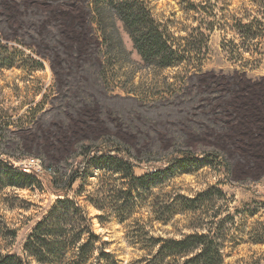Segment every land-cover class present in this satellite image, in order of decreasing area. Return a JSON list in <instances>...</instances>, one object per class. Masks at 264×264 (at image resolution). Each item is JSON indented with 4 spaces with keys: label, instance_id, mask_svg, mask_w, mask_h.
I'll use <instances>...</instances> for the list:
<instances>
[{
    "label": "rangeland",
    "instance_id": "rangeland-1",
    "mask_svg": "<svg viewBox=\"0 0 264 264\" xmlns=\"http://www.w3.org/2000/svg\"><path fill=\"white\" fill-rule=\"evenodd\" d=\"M141 1L186 46L187 63L147 66L122 30L124 52L105 45L90 0H0L1 165L65 172L80 164L83 147L111 144L142 176L183 152L217 154L228 170L204 160L178 170L146 189L124 222L107 214L102 225V213L80 202L119 264H147L151 241L135 231L177 238L190 218L159 223L158 198L218 187L225 264H264V0ZM90 173L86 195L94 197L99 171ZM6 180L0 176V247L20 253L57 197L46 184L32 191Z\"/></svg>",
    "mask_w": 264,
    "mask_h": 264
},
{
    "label": "trees",
    "instance_id": "trees-1",
    "mask_svg": "<svg viewBox=\"0 0 264 264\" xmlns=\"http://www.w3.org/2000/svg\"><path fill=\"white\" fill-rule=\"evenodd\" d=\"M90 5L105 45L118 43L124 52L122 30L147 66L167 69L188 62L186 46L171 40L143 1L90 0ZM247 33H252L251 27L247 28ZM81 155L80 164L65 172L32 169L31 173H25L12 165L5 168L0 162V176L7 179L8 186L35 191L37 186L41 188L46 184L57 197L44 216L35 222L20 253L0 247V264H119L94 232L88 206L83 205L81 199L102 213L99 216L102 225L107 214L121 219L124 216V222L132 217L136 201H143L146 189L175 175L176 171L185 172L190 165L197 167L202 160L229 168L217 154L193 156L183 152L171 158L165 167L137 176L136 160L111 144L83 147ZM91 170L99 171L94 197L86 195ZM162 196L159 195L155 208L156 221L169 225L178 215L190 218L177 238L149 237L141 228L135 231L151 241L147 264H225L228 231L216 222L221 212L215 210L219 200L225 198L223 191L211 187L194 196L166 193ZM232 218L229 214L224 222ZM11 237L13 245L17 231L12 232Z\"/></svg>",
    "mask_w": 264,
    "mask_h": 264
}]
</instances>
